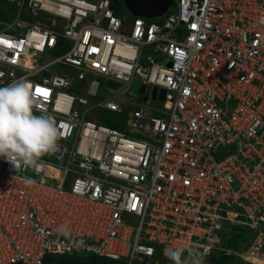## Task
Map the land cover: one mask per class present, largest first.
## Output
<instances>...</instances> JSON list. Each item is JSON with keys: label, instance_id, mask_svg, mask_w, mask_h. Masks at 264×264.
I'll use <instances>...</instances> for the list:
<instances>
[{"label": "built area", "instance_id": "obj_1", "mask_svg": "<svg viewBox=\"0 0 264 264\" xmlns=\"http://www.w3.org/2000/svg\"><path fill=\"white\" fill-rule=\"evenodd\" d=\"M4 1L0 86L26 81L59 135L37 167L0 157V264H181L177 246L264 264V0H174L156 19L110 0Z\"/></svg>", "mask_w": 264, "mask_h": 264}, {"label": "clouds", "instance_id": "obj_2", "mask_svg": "<svg viewBox=\"0 0 264 264\" xmlns=\"http://www.w3.org/2000/svg\"><path fill=\"white\" fill-rule=\"evenodd\" d=\"M33 104L34 96L26 81L0 86V157L15 167H37L40 157L56 146L59 134L55 124L45 114H34ZM167 255L174 262L183 257L181 264H201L198 253L185 256V249L180 246L169 248Z\"/></svg>", "mask_w": 264, "mask_h": 264}, {"label": "trees", "instance_id": "obj_3", "mask_svg": "<svg viewBox=\"0 0 264 264\" xmlns=\"http://www.w3.org/2000/svg\"><path fill=\"white\" fill-rule=\"evenodd\" d=\"M110 2L113 4L114 11L116 13H128L123 6V3L121 0H110ZM14 13V6L9 3L5 2L4 0H0V19L7 20L9 17L13 16ZM113 114L107 115L104 114L101 116L100 119H98L99 122L104 123L108 126L117 127L119 129H122V124L117 123L116 121H113L112 117ZM59 259L60 264H123L122 261L118 259H112L108 257H102L97 256L93 254L88 255H64V256H56V255H46L44 258V261L42 264H47L50 259ZM213 264H220L223 261H230L231 263L235 262V259L232 257L227 256H217L212 258ZM240 264H242L240 262Z\"/></svg>", "mask_w": 264, "mask_h": 264}, {"label": "water", "instance_id": "obj_4", "mask_svg": "<svg viewBox=\"0 0 264 264\" xmlns=\"http://www.w3.org/2000/svg\"><path fill=\"white\" fill-rule=\"evenodd\" d=\"M126 10L134 16L145 18L162 17L173 5V0H121ZM144 86L139 87V92H143ZM164 90L159 92L158 99L163 98ZM152 97H155V89L152 90Z\"/></svg>", "mask_w": 264, "mask_h": 264}, {"label": "rangeland", "instance_id": "obj_5", "mask_svg": "<svg viewBox=\"0 0 264 264\" xmlns=\"http://www.w3.org/2000/svg\"><path fill=\"white\" fill-rule=\"evenodd\" d=\"M11 18H12V16L9 17L7 20L8 21H11ZM184 33H185L184 29H181V31L179 33V36L182 37L184 35ZM141 83H142V79L140 77H135L131 81V84L129 85L128 90H127V93H126L129 96V99L138 100V98H139L138 97V89H139V86L141 85ZM122 97L126 99V96L125 95H123ZM143 99H145V96L143 97ZM146 101H145V103H143L144 106H146V104L147 105H154L152 103V101L149 100V98ZM139 102H140V100H139ZM102 114H107V115L113 114L112 119L114 121H117L116 120L117 114H115V113H111V112H108V111H103ZM47 264H60V263H59V259L58 258H55V259H50Z\"/></svg>", "mask_w": 264, "mask_h": 264}, {"label": "snow or ice", "instance_id": "obj_6", "mask_svg": "<svg viewBox=\"0 0 264 264\" xmlns=\"http://www.w3.org/2000/svg\"><path fill=\"white\" fill-rule=\"evenodd\" d=\"M9 46H11V45H10V42H9ZM36 92H37V93H40L41 90L37 88V89H36Z\"/></svg>", "mask_w": 264, "mask_h": 264}]
</instances>
